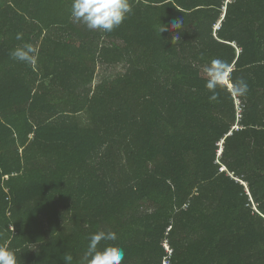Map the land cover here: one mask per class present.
Returning a JSON list of instances; mask_svg holds the SVG:
<instances>
[{
	"label": "trees",
	"instance_id": "obj_1",
	"mask_svg": "<svg viewBox=\"0 0 264 264\" xmlns=\"http://www.w3.org/2000/svg\"><path fill=\"white\" fill-rule=\"evenodd\" d=\"M129 3L105 33L71 0H0V244L81 264L111 231L122 264H264V0ZM213 59L246 95L209 100Z\"/></svg>",
	"mask_w": 264,
	"mask_h": 264
},
{
	"label": "clouds",
	"instance_id": "obj_2",
	"mask_svg": "<svg viewBox=\"0 0 264 264\" xmlns=\"http://www.w3.org/2000/svg\"><path fill=\"white\" fill-rule=\"evenodd\" d=\"M132 7L129 0H71L70 18L81 23L90 31L111 33L119 28L131 13ZM183 27V21L175 19L171 24V30L179 31ZM165 25L159 23V33L167 31ZM16 40L23 41V34L16 33ZM176 39H179L176 36ZM10 57L19 62L32 64L37 55L36 48L27 42L13 48ZM206 76L205 88L211 93L209 100L218 99L217 89L230 91L235 97H243L248 92V84L243 79L232 80V68L225 61L213 59L202 69ZM114 232L96 231L90 234L88 246L83 254L81 264H122L125 252L121 247L105 245L99 247L101 242L116 240ZM70 262L72 257L67 256ZM0 264H18L15 251L0 244Z\"/></svg>",
	"mask_w": 264,
	"mask_h": 264
},
{
	"label": "built area",
	"instance_id": "obj_3",
	"mask_svg": "<svg viewBox=\"0 0 264 264\" xmlns=\"http://www.w3.org/2000/svg\"><path fill=\"white\" fill-rule=\"evenodd\" d=\"M224 170L225 169H223V171ZM164 245H165L166 251L169 253V255H172V253H173L172 248H170V246L167 243H165ZM164 264H168V262L166 261Z\"/></svg>",
	"mask_w": 264,
	"mask_h": 264
}]
</instances>
